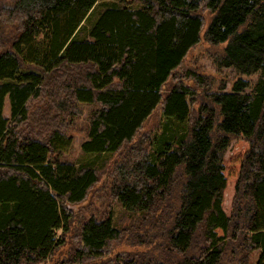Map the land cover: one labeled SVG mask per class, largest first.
Returning <instances> with one entry per match:
<instances>
[{
	"label": "trees",
	"instance_id": "obj_1",
	"mask_svg": "<svg viewBox=\"0 0 264 264\" xmlns=\"http://www.w3.org/2000/svg\"><path fill=\"white\" fill-rule=\"evenodd\" d=\"M202 41L217 68L258 79L211 93L185 64ZM80 105L96 107L81 146L93 159L76 165L61 156ZM113 157L109 199L138 218L129 230L81 208ZM255 251L264 264V0H0V264H248Z\"/></svg>",
	"mask_w": 264,
	"mask_h": 264
},
{
	"label": "rangeland",
	"instance_id": "obj_2",
	"mask_svg": "<svg viewBox=\"0 0 264 264\" xmlns=\"http://www.w3.org/2000/svg\"><path fill=\"white\" fill-rule=\"evenodd\" d=\"M212 16L210 14L206 15L207 20H209ZM219 47H214L206 42L202 41L199 45H197L187 56L186 58V68H189L202 76L209 79L211 82L213 81V87L210 88L211 93H215L219 90V87L224 84L226 91L231 90L232 82H234L239 77H242L245 80H248L251 83H254L258 79V75L253 76H243L237 74V72L233 68L229 69H219L217 68L213 56L215 52H219ZM199 96L203 95L204 92L202 90H198ZM80 115L76 116L73 123L71 124L69 130L67 132L70 136L73 137V146L72 148L64 153L61 156V159L64 161H70L76 165H81L93 159L92 156H87L83 153L81 146L82 144L88 140V129L90 118L92 116L93 111L96 109L93 105H80ZM35 110L32 109V111ZM10 100L7 97L5 100V115L10 116ZM35 114V112L33 113ZM162 121V114L158 110L154 113V115L149 119L146 123L144 131L149 133H154L158 131L160 122ZM49 126L46 123L39 122L37 125ZM46 124V125H45ZM55 125V124H54ZM235 142L231 144L229 147L226 158H228L232 152V147ZM116 157H113L111 161L107 164L104 170L101 171V179L97 186L92 190L89 195L88 200L81 205V208L88 214L95 213L96 211H106L108 208L110 210H114V219L121 230H129L133 226L138 225V218L132 215L127 214L124 209L116 204L114 201H110L109 199V175L114 167V161ZM75 209H80V207H75ZM82 210V212H83ZM131 241L126 238L124 241L119 242L115 245V252H122L129 250L131 248ZM260 251H255L249 258L248 264H257V260L259 258Z\"/></svg>",
	"mask_w": 264,
	"mask_h": 264
},
{
	"label": "bare ground",
	"instance_id": "obj_3",
	"mask_svg": "<svg viewBox=\"0 0 264 264\" xmlns=\"http://www.w3.org/2000/svg\"><path fill=\"white\" fill-rule=\"evenodd\" d=\"M65 65V64H64ZM60 69H61V67H60ZM194 117V116H193ZM194 121V120H193ZM214 125V124H213ZM213 130V129H212ZM243 235V234H242ZM245 235V234H244ZM222 246H223V244H222ZM186 255V254H185Z\"/></svg>",
	"mask_w": 264,
	"mask_h": 264
},
{
	"label": "crops",
	"instance_id": "obj_4",
	"mask_svg": "<svg viewBox=\"0 0 264 264\" xmlns=\"http://www.w3.org/2000/svg\"><path fill=\"white\" fill-rule=\"evenodd\" d=\"M4 114H5V112H4ZM5 117L9 118V116H8V115H5Z\"/></svg>",
	"mask_w": 264,
	"mask_h": 264
}]
</instances>
